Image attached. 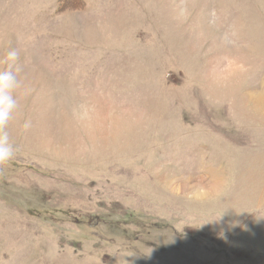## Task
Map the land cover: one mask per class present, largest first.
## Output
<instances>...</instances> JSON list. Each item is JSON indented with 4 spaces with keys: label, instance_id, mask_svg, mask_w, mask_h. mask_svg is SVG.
I'll return each instance as SVG.
<instances>
[{
    "label": "rangeland",
    "instance_id": "1",
    "mask_svg": "<svg viewBox=\"0 0 264 264\" xmlns=\"http://www.w3.org/2000/svg\"><path fill=\"white\" fill-rule=\"evenodd\" d=\"M9 48L0 264H264V0H0Z\"/></svg>",
    "mask_w": 264,
    "mask_h": 264
},
{
    "label": "clouds",
    "instance_id": "2",
    "mask_svg": "<svg viewBox=\"0 0 264 264\" xmlns=\"http://www.w3.org/2000/svg\"><path fill=\"white\" fill-rule=\"evenodd\" d=\"M20 50L9 48L0 57V164L9 161L15 153L14 145L6 128L18 108V90L20 88L19 73L21 66ZM73 115H78L79 119H88V109L83 108L79 113L75 110ZM25 128L28 127L26 123Z\"/></svg>",
    "mask_w": 264,
    "mask_h": 264
}]
</instances>
